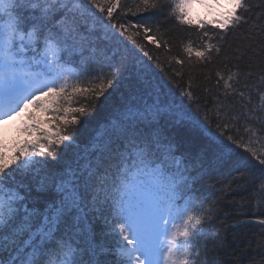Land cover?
<instances>
[{
	"label": "snow or ice",
	"instance_id": "snow-or-ice-1",
	"mask_svg": "<svg viewBox=\"0 0 264 264\" xmlns=\"http://www.w3.org/2000/svg\"><path fill=\"white\" fill-rule=\"evenodd\" d=\"M195 2L0 0V264H220L229 228L252 229L245 254L264 264V0H227L193 26ZM157 69L189 105L161 101ZM126 79L140 94L65 164L81 119ZM232 170L259 182L251 214L231 181L211 203L197 187Z\"/></svg>",
	"mask_w": 264,
	"mask_h": 264
},
{
	"label": "trees",
	"instance_id": "trees-1",
	"mask_svg": "<svg viewBox=\"0 0 264 264\" xmlns=\"http://www.w3.org/2000/svg\"><path fill=\"white\" fill-rule=\"evenodd\" d=\"M131 3V0H129ZM135 19V18H132ZM193 21V26L199 22ZM201 20L209 21L201 18ZM198 19V21H201ZM169 23H172L171 21ZM186 30H178L176 33H173V36L177 38V43L179 42L178 38L187 35ZM191 38L196 41V32H191ZM151 47V45H149ZM176 49H174L175 53ZM155 75L148 73V76L151 80V84L157 93L160 94L161 101L174 105L175 107H181V102L183 101L184 105H189V102L183 97L180 93V90L176 88L174 84L159 70H155ZM115 87V92L109 98L108 102L105 103L103 98L99 102L95 110L90 113L89 116L83 117L81 119V125L78 126L77 134L75 137L76 143L73 148L65 155L64 163L71 164L73 167L76 166V161L79 157L86 151L90 150L93 145L104 136L109 123L110 116L112 113V108L114 105L121 103L124 99L130 98L133 95L140 94L141 86L139 82L135 79L124 80ZM111 91V90H110ZM204 103H208L207 100H204ZM202 115V113L200 114ZM42 119H50L49 116H42ZM240 135L244 136L245 140L249 138V134L244 131L243 126H240L239 129ZM15 137V135H14ZM8 139L9 143L13 138ZM255 139V138H253ZM174 143L177 146V157L179 158L182 153L186 151V145L177 136L174 140ZM252 147L259 148V144H253ZM231 181L233 190L229 193L228 200L242 202L246 205V210L251 214L257 203V197H255V189H258L259 182H257L255 188H252L250 184L251 174L244 172L243 175L239 171L232 170L231 174L227 172L223 175L219 173H212L210 176L205 177L200 184L197 185L202 197H208V203H211V198L213 197L214 189L213 185H217L218 181ZM244 188H249L250 191H243ZM37 207H40V204H37ZM233 205L231 203L225 204V209L229 215H235L232 210ZM261 211H264V205H261ZM225 210L222 209L219 212V219L214 221V225L217 228H220L221 221L224 219ZM259 215V213H257ZM264 218V217H262ZM228 224L234 223L233 220L227 221ZM252 232L251 228H239L235 231L231 228L227 229L225 233L224 229H221V234L226 235L227 242L225 246L219 252V261L220 264H260L261 257L258 256L252 250H248V253L245 254V245L247 240ZM239 245V246H238Z\"/></svg>",
	"mask_w": 264,
	"mask_h": 264
},
{
	"label": "rangeland",
	"instance_id": "rangeland-1",
	"mask_svg": "<svg viewBox=\"0 0 264 264\" xmlns=\"http://www.w3.org/2000/svg\"><path fill=\"white\" fill-rule=\"evenodd\" d=\"M222 6L219 10L215 7V0H196L193 6L189 9V16L194 19H207L214 20L218 18V13L225 10L231 11V6L227 4V0H219ZM211 6V7H210ZM15 125L7 127V138L11 137L14 133Z\"/></svg>",
	"mask_w": 264,
	"mask_h": 264
},
{
	"label": "bare ground",
	"instance_id": "bare-ground-1",
	"mask_svg": "<svg viewBox=\"0 0 264 264\" xmlns=\"http://www.w3.org/2000/svg\"><path fill=\"white\" fill-rule=\"evenodd\" d=\"M111 240V238H109Z\"/></svg>",
	"mask_w": 264,
	"mask_h": 264
}]
</instances>
